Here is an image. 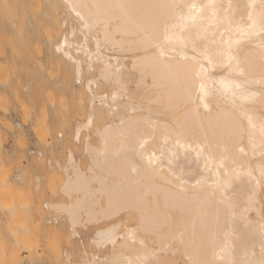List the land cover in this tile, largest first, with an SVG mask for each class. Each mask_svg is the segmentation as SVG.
Here are the masks:
<instances>
[{
  "label": "bare ground",
  "instance_id": "bare-ground-1",
  "mask_svg": "<svg viewBox=\"0 0 264 264\" xmlns=\"http://www.w3.org/2000/svg\"><path fill=\"white\" fill-rule=\"evenodd\" d=\"M42 1L65 17L53 43L42 32L49 51L82 54L74 82L89 75L86 90L101 91L76 128L96 134L84 138L85 167L67 159V201L51 205L74 231L98 225L91 240L105 252L76 264H264L260 0ZM11 11L2 21L35 27L32 38L57 23Z\"/></svg>",
  "mask_w": 264,
  "mask_h": 264
},
{
  "label": "rangeland",
  "instance_id": "rangeland-1",
  "mask_svg": "<svg viewBox=\"0 0 264 264\" xmlns=\"http://www.w3.org/2000/svg\"><path fill=\"white\" fill-rule=\"evenodd\" d=\"M29 1L11 5L6 0L7 10L0 0V264H76L85 255L100 258L105 252L91 240L98 225H78L74 231L65 213L51 205L67 201L61 190L67 159L85 167L84 138L89 132V139L96 140V134L92 128H76L92 114L89 98L101 91L86 90L87 74V80L83 75L80 84L74 82L77 65L86 62L82 54L68 57L49 51L47 36L53 43L64 17L56 15L58 5ZM9 10L28 20L33 17L30 22L50 13L57 23L49 27L57 34L44 27L32 38L35 27H7L2 13L8 16ZM98 116L93 114V123Z\"/></svg>",
  "mask_w": 264,
  "mask_h": 264
},
{
  "label": "snow or ice",
  "instance_id": "snow-or-ice-1",
  "mask_svg": "<svg viewBox=\"0 0 264 264\" xmlns=\"http://www.w3.org/2000/svg\"><path fill=\"white\" fill-rule=\"evenodd\" d=\"M73 7L75 8V5H73ZM253 8L255 7H259L261 9V13H260V20H261V33L264 34V0H260V4L259 5H256L255 3H253L252 5ZM76 15L78 17H80L81 20L84 19V17L80 16V13L79 12H76ZM250 18H251V14H250ZM164 39L166 41H171L172 37L171 36H168L167 34L165 35ZM157 47L160 49V56L163 57L165 55V51H164V48L166 47V45L164 44H158ZM231 47V45L229 46ZM211 55V54H210ZM221 57H223V52H221L219 54ZM205 59H208V63L211 64L212 63V58H210V56H206ZM229 61H231V56H229ZM229 67H231V64L229 63ZM202 71H206V69H203L202 67ZM221 88L227 92L230 90V85L228 83H226L224 80H221L219 82ZM238 87V86H237ZM200 93H201V96H200V99L203 100L205 99L207 96H208V91L206 89V86L204 84V82L202 81L201 84H200ZM204 108H208V104H204L203 105ZM260 132H261V135L264 136V123L261 124V127H260ZM154 163V160H152L151 158L149 159V164H152ZM199 183V182H198ZM117 264H124V262L122 261H118ZM128 264H136V262L134 261H129Z\"/></svg>",
  "mask_w": 264,
  "mask_h": 264
}]
</instances>
